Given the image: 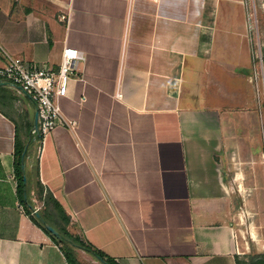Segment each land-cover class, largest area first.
Listing matches in <instances>:
<instances>
[{
	"label": "crops",
	"instance_id": "crops-1",
	"mask_svg": "<svg viewBox=\"0 0 264 264\" xmlns=\"http://www.w3.org/2000/svg\"><path fill=\"white\" fill-rule=\"evenodd\" d=\"M248 3L0 0V66L6 52L53 67L66 45L84 54L59 98L78 126L56 127L40 158L36 102L0 77V264H69L32 216L34 198L45 220L118 264L264 255V101Z\"/></svg>",
	"mask_w": 264,
	"mask_h": 264
},
{
	"label": "built area",
	"instance_id": "built-area-1",
	"mask_svg": "<svg viewBox=\"0 0 264 264\" xmlns=\"http://www.w3.org/2000/svg\"><path fill=\"white\" fill-rule=\"evenodd\" d=\"M254 35L256 25L251 23ZM257 36V34H256ZM253 75L255 83L264 101V54L253 38ZM7 62L0 66V77L9 80L20 92L29 94L36 102L39 120L33 139L38 142L37 156L40 158L49 136L58 126L75 130L77 120L64 116L59 98L68 94L72 74L78 71V63L84 59L83 52L76 47L66 45L62 52V62L58 67L49 63L37 64L6 52ZM262 87V90H261ZM85 99V96L82 98ZM33 214L44 207V202L34 198ZM22 210L23 207L20 205Z\"/></svg>",
	"mask_w": 264,
	"mask_h": 264
},
{
	"label": "trees",
	"instance_id": "trees-1",
	"mask_svg": "<svg viewBox=\"0 0 264 264\" xmlns=\"http://www.w3.org/2000/svg\"><path fill=\"white\" fill-rule=\"evenodd\" d=\"M23 152H24V147H23V145L19 144L17 146L16 172H17V177H18V182H19V186H18L19 187V193H20L21 197L23 198V201L26 204V207L28 208L29 213H31V209L29 206L30 205L33 206L34 201L31 200V193H30L31 188H30V182H29L28 178H27V183H25V181H24L25 172H24L23 167H22ZM25 159H26V157H25ZM25 193H27V198L24 200ZM48 198H50V200H53V202L57 208L61 209V206L59 205V203L53 199V196H51L49 194ZM48 201L49 200L47 199L45 202H48ZM32 216L52 236V238L56 242V244H58L61 247V249L65 253V256H66L69 264H81V262L77 258L76 252L74 250V246H81L82 248H84V249L88 250L89 252H91L92 254H94L96 257H97V255H100V256L105 258V256H104L105 254L102 251L95 250L92 247L88 246L80 238L73 236L69 231L66 230V228L59 229L61 235L59 237L55 236L54 234L49 232V230L46 229V227L44 226L42 221L36 216V214H32ZM65 219H66V221H68L67 217ZM261 257H264V255H262ZM106 259L110 264H118L112 258H106ZM262 259L263 260L258 259L257 261L252 260L249 263L239 261V264H256L259 260H260L259 262H261V264H264V258H262Z\"/></svg>",
	"mask_w": 264,
	"mask_h": 264
},
{
	"label": "rangeland",
	"instance_id": "rangeland-1",
	"mask_svg": "<svg viewBox=\"0 0 264 264\" xmlns=\"http://www.w3.org/2000/svg\"><path fill=\"white\" fill-rule=\"evenodd\" d=\"M248 9L251 14V18L253 24H258L257 28V37L255 36V42L258 43V46L261 47L262 52L264 54V0H247ZM264 116V115H263ZM264 148V144H263ZM74 250L76 252L77 258L81 262V264H103L94 254L85 250L80 246H74ZM264 257H259L256 259L263 260ZM259 260V261H260ZM252 261V260H251ZM257 262L256 264H261V262Z\"/></svg>",
	"mask_w": 264,
	"mask_h": 264
},
{
	"label": "water",
	"instance_id": "water-1",
	"mask_svg": "<svg viewBox=\"0 0 264 264\" xmlns=\"http://www.w3.org/2000/svg\"><path fill=\"white\" fill-rule=\"evenodd\" d=\"M38 120H39V113H38V110H37L36 113H35V117H34V127H35L34 130H37L38 129ZM26 151H27V149L23 152V156H22V161H23L22 167H23V170H24L25 173H26V164H25ZM24 181H25V183H27V175L26 174H24ZM25 195H26V198H27V193ZM35 214L42 221V223L44 224V226L46 227V229L49 230V232H51L52 234H54L55 236H58V237L61 235L59 229L56 228L53 224H51L47 220H45L43 218L42 213L40 211H37ZM97 258L103 264H110L107 261L106 258H104V257H102L100 255H97Z\"/></svg>",
	"mask_w": 264,
	"mask_h": 264
}]
</instances>
